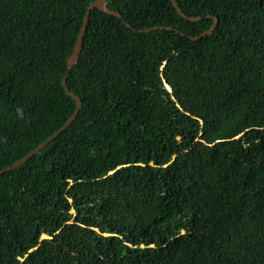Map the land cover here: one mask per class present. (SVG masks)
<instances>
[{
	"label": "trees",
	"instance_id": "obj_1",
	"mask_svg": "<svg viewBox=\"0 0 264 264\" xmlns=\"http://www.w3.org/2000/svg\"><path fill=\"white\" fill-rule=\"evenodd\" d=\"M94 1L0 0V170L74 113ZM106 2L77 118L0 176V264H264V0Z\"/></svg>",
	"mask_w": 264,
	"mask_h": 264
},
{
	"label": "water",
	"instance_id": "obj_2",
	"mask_svg": "<svg viewBox=\"0 0 264 264\" xmlns=\"http://www.w3.org/2000/svg\"><path fill=\"white\" fill-rule=\"evenodd\" d=\"M172 3L175 7V9L177 10V12L184 17L185 19L189 20V21H198L201 18L200 17H188L186 14H184L181 10V8L178 6L176 0H172ZM98 9L106 14L112 15V16H116L118 18H121V14L118 12H115L113 10H111L108 5L106 0H95L93 3L90 4V6L88 7L86 14H85V18L83 21V25L80 29V33L78 35L74 50L72 55L70 56V58L68 59V74L65 76V78L63 79L62 82V86L65 90V92L67 93L68 96H70L75 102H76V109L74 111V113L72 114V116L67 120V122L59 129L57 130L54 134H52L46 141H44L43 143H41L40 145H38L34 150H32L29 154H27L25 157L21 158L20 160L16 161L13 165L8 166L6 168H4L3 170H0V176L3 175L4 173L10 172L18 167H20L21 165H23L24 163H26L27 161H29L34 155L38 154L42 149H44L51 141H53L54 139H56L62 132H64L66 129H68V127L75 121V119L77 118L79 111L82 107V102L80 100L79 97H77L76 95H74L68 88L67 85V78L69 76V73L71 72V70L73 69V67L75 65L78 64L79 58H80V54L83 48V41H84V37L86 35L87 32V27L89 24V19L91 16V13L93 10ZM219 24V20L218 18L214 19V24L213 26L210 28V30L202 33L200 36L197 37H192V40H199L202 37L205 36H209L212 35L215 31V29L217 28ZM127 27H131L129 24H127ZM161 28L158 27H154L152 29H145V30H139V32H144V33H150L152 31L158 30Z\"/></svg>",
	"mask_w": 264,
	"mask_h": 264
},
{
	"label": "rangeland",
	"instance_id": "obj_3",
	"mask_svg": "<svg viewBox=\"0 0 264 264\" xmlns=\"http://www.w3.org/2000/svg\"><path fill=\"white\" fill-rule=\"evenodd\" d=\"M43 238H45V236Z\"/></svg>",
	"mask_w": 264,
	"mask_h": 264
}]
</instances>
